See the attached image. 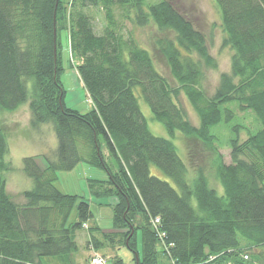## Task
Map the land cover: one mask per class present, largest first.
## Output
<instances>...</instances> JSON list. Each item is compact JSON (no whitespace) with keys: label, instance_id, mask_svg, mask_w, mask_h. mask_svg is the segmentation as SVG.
Instances as JSON below:
<instances>
[{"label":"trees","instance_id":"16d2710c","mask_svg":"<svg viewBox=\"0 0 264 264\" xmlns=\"http://www.w3.org/2000/svg\"><path fill=\"white\" fill-rule=\"evenodd\" d=\"M213 1L223 46L232 55L230 73L221 75L208 97L205 68L216 65L206 38L166 0H71L68 6L62 0H0V113L29 105L31 125H52L57 139L46 169L36 157L23 160L33 187L19 205L7 193L5 174L13 167L6 161L8 135L0 124V264H75L81 230L89 232V251L125 245L136 264H158L160 253L173 264H264V0ZM96 12L104 15L100 34ZM67 26L78 76L94 106L87 114L65 102L59 32ZM149 26L175 35L157 46L176 88L136 36ZM137 92L170 140L150 131ZM181 94L198 115V127L179 105ZM237 112H252L258 122L243 142L239 134L245 128L234 124ZM220 124L234 136L229 165L211 133ZM179 137L213 148L212 172L195 167L190 150L181 159L174 144ZM81 162L107 174L106 181H92L90 187L118 198L115 232L88 228L89 202L55 186L60 172ZM153 166L175 187L153 176ZM75 209L77 220L70 222ZM112 260L123 264L117 256Z\"/></svg>","mask_w":264,"mask_h":264},{"label":"rangeland","instance_id":"374dc122","mask_svg":"<svg viewBox=\"0 0 264 264\" xmlns=\"http://www.w3.org/2000/svg\"><path fill=\"white\" fill-rule=\"evenodd\" d=\"M154 3L159 0H149ZM171 3L181 14L186 16L194 25L196 30L201 32L206 38V46L209 55L215 62L216 68H205L206 79L204 82V90L208 97H212L220 83L221 75L229 74L231 71V50L223 46L224 34L221 29L220 15L213 0H166ZM65 5H69L71 0H62ZM95 30L98 34L101 33L104 26L103 13H95ZM65 26V22H64ZM67 29L59 32L60 43V58L62 72L60 80L63 83L66 91V105L81 114H87L94 109L93 103L90 100L87 91L85 90L80 77L77 73L79 58L73 56L70 49L69 33ZM127 29L131 30V26L127 25ZM136 36L141 44L147 48L154 57L157 69L168 80L172 88L178 87L177 82L172 76L169 66L163 55L161 54L157 42L159 40L170 39L174 40L175 35L171 32H160L154 26H149L136 30ZM141 110L145 116L150 131L156 137L171 139L165 126L154 119V116L144 101L137 92ZM179 105L183 108L187 120L195 127L199 126V118L195 110L181 94L177 99ZM235 109L237 104L230 106ZM0 124L8 135L9 153L6 161L11 164L13 170L5 174L7 182V193L12 200L23 205L26 200L23 196L25 191L33 187V182L23 171V160L29 157H36L39 166L46 169L48 161L46 157L54 159V153L57 147V139L52 125H43L39 128H34L31 125V113L29 105H24L15 112L0 113ZM234 124L243 126L239 139L241 142L248 139L249 132L254 133L258 129V122L252 112L241 113L237 112V119ZM211 133L216 136L217 142L215 148L222 156L224 163L231 164V147L230 141L234 137L228 125L220 124L211 129ZM182 137L178 141H174L177 151L181 159L185 160L187 152L190 150L192 164L196 167H202L209 174L212 172L211 166L217 156L213 148L207 147L196 140H186L183 142ZM188 146V149H187ZM193 167V166H191ZM153 176L169 182L175 187L173 181L168 178L160 169L153 166L151 168ZM107 174L104 170L91 167L88 164L81 162L72 171H62L58 175V180L55 183L57 189L62 193L72 196H79L86 199L93 214V219L90 220L88 228H99L102 233L115 232L113 207L116 205L118 198L116 195H98L101 191L98 187H90L92 181H106ZM211 184L214 186V179L211 178ZM264 184V183H263ZM211 185V186H212ZM212 186V187H213ZM99 189V190H98ZM222 194L223 190L220 188ZM77 220V210L75 209L71 215L70 222ZM98 237L103 241L101 233ZM89 238L88 230L78 232L79 253L74 256L75 264H90V257L94 254L100 256L105 255L108 258V264H113L112 257L117 256L123 261V264H136L134 254L125 245H119L114 248L102 249L99 252H91L87 249ZM135 241L137 250L142 254L143 250V235L140 230L137 231ZM158 250L161 251L160 246ZM158 264H173L163 253L159 255Z\"/></svg>","mask_w":264,"mask_h":264},{"label":"built area","instance_id":"2783aa9c","mask_svg":"<svg viewBox=\"0 0 264 264\" xmlns=\"http://www.w3.org/2000/svg\"><path fill=\"white\" fill-rule=\"evenodd\" d=\"M90 264H107V261L102 256L95 254L91 259Z\"/></svg>","mask_w":264,"mask_h":264},{"label":"crops","instance_id":"0c3cea01","mask_svg":"<svg viewBox=\"0 0 264 264\" xmlns=\"http://www.w3.org/2000/svg\"><path fill=\"white\" fill-rule=\"evenodd\" d=\"M37 157V156H36Z\"/></svg>","mask_w":264,"mask_h":264}]
</instances>
